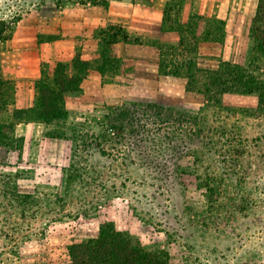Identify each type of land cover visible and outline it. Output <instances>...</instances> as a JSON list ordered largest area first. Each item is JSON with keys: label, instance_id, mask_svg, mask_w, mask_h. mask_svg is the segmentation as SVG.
Returning a JSON list of instances; mask_svg holds the SVG:
<instances>
[{"label": "rangeland", "instance_id": "rangeland-1", "mask_svg": "<svg viewBox=\"0 0 264 264\" xmlns=\"http://www.w3.org/2000/svg\"><path fill=\"white\" fill-rule=\"evenodd\" d=\"M109 1L106 10L90 0H0V18L22 15L9 38L27 24L39 39H79L92 56L95 31L126 22L139 0ZM162 90L143 98L175 99L176 88ZM121 98L95 92L93 112L52 125L49 144L0 148V264H29V250L55 253L97 235L103 221L175 264H264V116L211 106L197 116L169 105L121 110Z\"/></svg>", "mask_w": 264, "mask_h": 264}, {"label": "trees", "instance_id": "trees-1", "mask_svg": "<svg viewBox=\"0 0 264 264\" xmlns=\"http://www.w3.org/2000/svg\"><path fill=\"white\" fill-rule=\"evenodd\" d=\"M187 1L169 0L164 13L163 29L177 32L178 39L152 42L159 47L160 73L185 78L187 91L202 94L207 99L208 106L231 111L233 114L244 111L245 114L250 112L251 116H264V0H258L251 25L249 62L241 65L222 61L216 70L200 69L196 60L203 43L225 42L226 20L194 13L184 21L182 15ZM90 2L104 9L110 6L109 0ZM21 19L22 15L13 17L12 21L0 18V53L2 42L9 39L14 23ZM94 37L97 40V50L91 57H84L77 48L70 64L58 62L50 70L46 64L42 65L35 107L17 108L15 83L0 77V115L5 114L0 119V148L15 144L19 146L24 141V138L15 134V127L19 122L38 121L51 126L55 124L59 129L60 122L69 119L67 103L81 91L84 79L91 73L101 74L105 84L115 83L116 78L123 74L126 62L116 54L115 46L121 41L138 42L139 39L129 35L126 25L112 21L98 28ZM227 93L256 96L258 105L252 109L227 107L223 102ZM133 105L164 106L132 102L122 105L124 107L121 110ZM129 111L132 112L128 108L127 114ZM47 135L55 136L50 130ZM68 256L69 261L64 264H175L168 251L143 243L139 236L131 232L117 229L113 221L100 223L97 235L68 245Z\"/></svg>", "mask_w": 264, "mask_h": 264}, {"label": "crops", "instance_id": "crops-1", "mask_svg": "<svg viewBox=\"0 0 264 264\" xmlns=\"http://www.w3.org/2000/svg\"><path fill=\"white\" fill-rule=\"evenodd\" d=\"M168 1L139 0L133 3L130 13L125 17L126 22L112 21L126 25L129 35L139 41H121L116 44V54L126 62L123 74L116 78L115 83L106 84L103 83L99 73H91L87 76L82 83L81 91L67 103L68 118L77 111L78 118H86L84 113L93 112V93L95 92H101L106 100L108 97L121 96L117 105L132 102L154 103L173 106L194 115L202 113V106H208L207 99L202 94L187 91L185 78L160 73L159 47L152 42L175 40L179 37L177 32H167L163 29ZM207 1L208 6H205L202 0H196L194 5L192 3L185 5L183 20H188L194 13L206 17L223 18L226 20V38L223 44L203 43L196 60L197 67L216 70L222 61L246 65L250 59L251 25L256 15L257 5L255 9L252 7L253 0H250L248 4L245 1L244 5H241L239 0ZM36 34V30L34 31L27 24L23 26L19 24L11 38L2 42L0 77L15 83L17 108L27 109L37 105V83L42 75L43 64H46L49 70L53 69L58 62L70 64L77 48L82 51L84 57H91V49H86L85 45L81 48L79 39L65 37L47 40L39 39ZM96 50L97 40L93 39V55ZM166 86L171 89L176 88L175 99L167 96L164 99L155 96L152 99L143 98L145 94L163 92L162 88ZM132 93L143 96L139 99H131ZM250 100H253V104L247 105ZM223 102L225 106L237 109H252L258 105L256 96L232 93L225 94ZM50 127L51 125L43 122L23 121L16 125L15 134L17 137L24 138L25 142L41 147L43 144H49L52 139L47 135ZM67 139L64 138V140ZM64 152L66 157L68 151ZM54 250L55 253L43 255L42 252L34 253L31 249L28 252L30 255H26V258L32 259L29 264H64L69 261L68 246L64 245L61 249L54 247ZM22 259L12 258L10 264H24Z\"/></svg>", "mask_w": 264, "mask_h": 264}]
</instances>
